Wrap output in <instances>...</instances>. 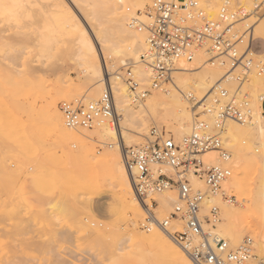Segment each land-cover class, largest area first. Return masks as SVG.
Here are the masks:
<instances>
[{"label": "bare ground", "instance_id": "obj_1", "mask_svg": "<svg viewBox=\"0 0 264 264\" xmlns=\"http://www.w3.org/2000/svg\"><path fill=\"white\" fill-rule=\"evenodd\" d=\"M152 1L153 0H30L31 3L40 4L42 6L43 18L40 24L41 27H46L47 29L42 35H35L32 38L35 49L34 55L37 57L35 61L43 64L49 60L47 56L41 59L38 51L41 46L47 47L55 53L57 49L65 47V43L69 42L68 47L70 48L72 58L76 61L82 73L79 77L81 82L79 81L78 83L77 81V83H75L69 80V78L60 79V83L57 81L55 82L57 84H52L54 85L52 86L54 91L57 92L62 99H69L70 96L73 94L76 95L79 93L80 89L84 88V92L88 91L85 98L89 101H93L101 95L103 89L109 82L113 93L118 123L117 127H113L110 120L101 119L92 126V129L69 128L65 125L64 121H62L56 101L51 98V91L49 90H45L47 95L45 96L44 103L40 110V116L43 118V122L47 128L52 131L53 136H55L54 140H56V144H58L62 150L63 147L64 149H66V147L69 148V150L65 152L66 155L69 156L68 159H70V164L77 162L78 164H75L78 167V165H81L79 162L87 159L86 157L89 158L90 155L92 157L87 161L90 163L92 158L94 160V152L91 147L88 146V149L86 147L88 144L90 145L91 140L96 138L102 141L104 145L111 148V150H106L104 152L102 159L100 157L98 158L99 160L101 159V162L98 160V163H101V166L99 165L101 169L98 171L101 172L95 173L92 171L93 173H89V176H93L96 179L95 183L97 182V184L95 185L99 188V191L102 190V187L111 186L116 189L121 197L122 204L119 214L122 215L123 218L127 216L129 224L125 228L127 236L125 232L123 235L124 237L126 236V244L120 247V249L125 250L123 255H125L127 259L131 260L132 258L134 264H189L185 252L159 227L154 225L150 226L145 232L136 230L138 220H142L144 208L133 194L131 176L123 163L122 148L123 146L129 147L137 145L144 136L146 137L147 130L149 129V121L156 122L169 118H173L176 123L173 128V133L175 135L173 139L176 142L180 141L184 134L188 135L191 132L193 123H191V117L194 109L190 112L185 102L186 95L191 93L198 98H203L210 94L217 83H227V87L231 89L234 81L225 76L226 67L221 64L219 60L208 61V58H205L207 56L206 52L202 50L195 55L191 62L180 63L179 67L172 72L170 80L166 83V87H164L166 93L162 94L160 89L152 90L143 101L137 103L133 102L126 84L117 72V65L119 62L125 64L128 58L136 59L140 62V54L147 46V35L144 33V30H138L129 24L131 16H134L139 10H131L130 8H135L137 6L142 7L146 3H152ZM200 1L206 13L215 17L213 15L214 12H217L215 11L217 8L215 2H212V0ZM234 1L251 12L252 5L260 0ZM124 7L126 10L123 9ZM40 14L41 13L38 11L37 15ZM249 18L250 17H244L239 19L236 25H244L247 23L246 21L249 23ZM140 19L147 20L146 11L141 13ZM258 19L264 22V17H259ZM6 31H10L14 34L16 25L13 23L11 27H8L7 19H0V70L17 72L18 78L14 77L13 82L15 85L20 86V77L22 78V75L20 76L18 68L15 65L18 59L19 61H23L24 56L19 52L20 50L18 51L15 49L14 51H7L3 49V41L10 39L9 36L3 34ZM257 34L258 27L257 25H253V36ZM40 41H44L45 43L41 45L39 43ZM258 56L260 57V55ZM6 60L7 63L5 62ZM10 65L12 66L10 67ZM133 73L140 84L146 85L149 83L150 69L141 62L133 69ZM2 74L4 75L3 72ZM258 76L259 75H254L250 83L245 85L254 92V97H252L253 101H251L250 123L238 124L232 120H228L224 130L225 146L232 155V173L229 179L223 183L225 187L223 188L233 191L234 195L237 196L236 201H238V204L235 205L228 200H222L219 196H213L205 201L204 210L207 209V205L209 206L211 204L219 208L220 220L217 221L214 227H211L209 231L219 234L227 240L230 245H234L236 242L241 241L243 229L250 230L256 239L253 243V247L258 250L257 253L260 259L264 260V168H260L258 172L256 170L258 163L261 160L264 161V113L261 108V99L264 96V78ZM1 78L0 75V79ZM8 78L9 76H7V79ZM37 83H34V85L37 86ZM44 85L42 83V86ZM46 86L44 88H46ZM9 90H7V92ZM201 107L202 105L196 107L195 110H201ZM20 121L21 119H18L17 124L22 128L24 124ZM19 122L21 125H19ZM11 132L13 131L11 130ZM0 136L5 137L6 135ZM246 140H249L251 144L255 145L257 154L242 145ZM11 147L15 148V145L9 146V148ZM260 149L261 151L259 152ZM216 154L217 152L215 151H209L204 153L202 158L205 162L216 163L218 160ZM90 164L93 165L92 163ZM263 166L264 164L262 167ZM89 171H91V169ZM164 171L171 174V170L168 167H165ZM79 173L81 174L76 173V175L82 177L83 183L87 180H91V178H89V180L87 176V179L84 177V174H88V171L84 174L83 172ZM74 176L75 173H73L72 179L78 181L79 178ZM70 177L71 176H69V178ZM191 178L195 187L205 190V185L201 181H198L192 175ZM81 181V179L78 181L82 184L79 185L85 187ZM76 186L78 185H75V187ZM72 192L71 195H76V193L79 195V193L84 192V189L78 188ZM85 193H88V191L86 192L85 190ZM153 198L158 203V212L163 213L176 201V192L167 190L155 194ZM80 199H82V197ZM79 208L82 210L81 207ZM82 211H84V209ZM167 216L168 215H165V217ZM172 222L173 221H171V223ZM104 227L106 230L99 229L95 226V229L93 228L95 231H93L97 232L96 234L99 235V237L101 235L100 232L103 231L101 235V238H103L102 236L105 237V235L108 234L107 230L111 229V225L110 223H106ZM104 231H107L105 235ZM96 234L94 235L96 236ZM247 238L251 239L253 242L252 237L248 236ZM108 242L109 241H107V243ZM1 247L0 241V248Z\"/></svg>", "mask_w": 264, "mask_h": 264}, {"label": "built area", "instance_id": "obj_2", "mask_svg": "<svg viewBox=\"0 0 264 264\" xmlns=\"http://www.w3.org/2000/svg\"><path fill=\"white\" fill-rule=\"evenodd\" d=\"M230 1L219 0L216 16L212 17L200 0H153L146 10L147 20L140 19V11L129 20L132 27L147 35V46L139 60L150 69L149 85L140 84L130 64L119 75L132 101L141 102L152 90L162 89L180 63L191 62L203 50L208 61L219 60L226 67L225 76L236 83L233 90L217 83L203 98L186 95L195 120L191 132L180 141L176 142L170 132L151 125L142 143L122 148L133 194L144 208L143 229L159 227L185 252L189 264H264L253 253L251 239L245 238L231 247L227 240L206 228L219 219L217 206L211 205L207 213L203 212L205 201L213 196L236 201L233 191L222 186L232 173V155L223 134L228 120L250 123L251 98L243 87L251 76L264 74V62L250 47L255 22L235 26L239 19L252 13L258 18L264 0L256 2L251 12L235 8ZM200 105L201 112H195ZM60 109L69 128H92L101 119L110 120L117 127L109 82L96 100L63 101ZM209 151L217 152L216 163L203 160V154ZM165 167L170 168L171 174L164 171ZM191 175L205 185V190L195 187ZM167 190L176 192V201L169 215L159 218L153 196Z\"/></svg>", "mask_w": 264, "mask_h": 264}, {"label": "rangeland", "instance_id": "obj_3", "mask_svg": "<svg viewBox=\"0 0 264 264\" xmlns=\"http://www.w3.org/2000/svg\"><path fill=\"white\" fill-rule=\"evenodd\" d=\"M218 1L219 0H212V2H215L217 7ZM231 1L233 2L232 4L235 8H242L244 12H250L244 9V7H242L240 4H237L234 0ZM150 5L151 3H146L142 7L137 6L130 9H139L138 11L143 13ZM254 5L251 7L252 10L254 9ZM123 9L126 10L125 7ZM215 11H217V8ZM215 13L217 12L213 13L214 16H216ZM257 14L258 18L264 17V1L259 7ZM254 15L255 14L252 13L248 16L250 17L248 19L249 24H252L253 22H255L254 25L262 24L260 21L261 19H258ZM239 25L240 24H237L236 27ZM9 33L11 32L6 31L3 33L5 36L10 37L9 40L3 41V49L7 51H14L15 49L18 51L20 50L19 52L25 56L27 55L26 48L22 51L20 46L26 45L27 47H34V42L32 40L33 37L30 38L29 42V40H22L15 35L10 36ZM144 33L146 34L145 31ZM66 43L64 45L65 47L59 49V55L54 60L49 59L42 64L32 60V58L29 57L30 62L28 71L22 75V78L20 77V86L15 85L13 82L14 77L18 78L17 72L14 73L11 70H0V75L2 77L0 79V135H6L5 137L0 136V221H2L0 222V241L2 246L0 248V263L92 264V262L95 261L96 264H112L113 261H117L118 264H134L132 262V258L129 260L125 255H123L125 250L120 249V247H123L126 244L127 232L125 228L128 226L129 221L127 216L126 218L125 216L123 218L122 215L119 214V210L121 208V197L119 196V193L111 186L102 187V190L99 191V188H97L95 185L97 184V182L95 183L96 179L93 176H89V173L92 171L95 173L101 172L98 171L101 169V163H98V158L100 157L102 159L104 152L106 150H111V148H109L107 145H104L102 141L98 140L97 138L91 140L90 145L88 144L86 148L88 149V146H90L94 152V157L96 160H93L92 158L90 161V163L93 165L87 161L90 157H92L91 155L89 158L86 157V161L82 160L79 162L81 165H78V167L76 166V164H78L77 162H75L76 164L71 162L74 164L72 165L70 164V159H68L69 156L66 155L65 152L68 151L69 148L66 147V149H64L63 147L62 150V148L56 144V140H54L55 136H53L52 131L47 128L43 122V118L40 116V110L44 103L45 96L47 95V93H45L47 90L51 91V98L56 101L62 121L64 120L60 106L63 101L70 102L76 99H81L84 103H86L85 101L90 102L85 98V96L88 94V91L84 92V88L80 89L79 93L76 95L73 94L74 96H70L69 99H62L52 88V86L57 84L55 82L58 81L60 83V79L69 78V80L75 83H77V81L79 83L80 81L79 77L82 73L76 61L72 58L70 48L68 47L69 42ZM250 47L254 52L262 53L264 52V41L253 40ZM34 54L35 49L33 55ZM205 58L207 59L208 55ZM137 61L138 60L136 59L128 58V61H126L125 64L123 62H119L117 65V72L120 75H123L128 64H130L133 70L140 64V62ZM2 72L4 73L5 77ZM7 76H9L8 79ZM259 76L264 78V74ZM252 77L253 76L250 77V80L245 85L250 83ZM121 79L123 80V78ZM34 83H37V86H35ZM42 83L45 85L42 86ZM224 84L225 87L228 88L227 83ZM232 84L233 86L231 89L228 88L229 90H233L236 86V83L233 82ZM148 85L149 83L143 86L147 87ZM166 85V83L163 84V88L160 89L162 94L166 93L164 89ZM245 85L243 89L249 94L251 101H253L252 97H254V92L251 88ZM8 86H11L12 88ZM45 86L46 88H44ZM7 90L9 91L7 92ZM185 102L191 112L192 108L190 102L187 99H185ZM200 109L202 110V108ZM201 110H197L195 112ZM191 118L192 123L193 120H195L194 110ZM201 118H204V116H201ZM18 119H21L20 122L24 124L22 128L17 124ZM20 122L19 125H21ZM175 124V120L173 118H169L167 120H159L156 122L149 121L148 128H150L151 125H156L157 127L164 129L166 133L170 132L172 137H175L173 133ZM11 130L13 132H11ZM146 135H148V132ZM185 135L187 134H184L183 136ZM144 138L145 136L137 144L143 142ZM11 145H15V148H9ZM242 145L245 148H248V150H252V152L257 154L255 145L251 144L249 140H246ZM260 151L261 149L259 152ZM216 155L218 157V154ZM262 161L263 160L258 163V167L256 169L257 172L260 168H264V166L262 167L264 161ZM66 164L69 165L67 166ZM90 169L91 171H89ZM87 171L88 174L86 173ZM79 172H83V174L86 173L87 175L84 174V177L86 178L87 176V178H91V180L89 179L90 181L87 180L85 183H83L84 181L82 177H78L76 175V173L81 174ZM73 173H75L74 177H78L79 180H82L81 182L86 188L79 185L81 184L78 182L79 180L77 181L74 179V181L72 179ZM69 176H71L70 178L72 181ZM75 185L78 186L75 187ZM78 188H81L82 190L84 189V192L79 193L80 197L78 193H76V195H71L73 193L72 191ZM85 190L86 192L88 191V193H85ZM216 196H219L222 200L224 199L220 195ZM81 197L83 200L80 199ZM231 203L237 205L238 201H232ZM211 205H207V209L203 212L207 213ZM79 207H81L82 210L84 209L85 212ZM171 210L172 206L163 213H159L158 209H156L155 212L159 218H162L165 217V215H169ZM144 218L145 214L143 212L142 220L139 219L136 225L137 231L140 230L145 232L141 224L143 223ZM218 218H220V214ZM219 220L220 219L217 221ZM217 221L215 223H217ZM106 223H110L111 229L107 230L108 232L106 231L108 233L107 235H105L106 232L104 231L105 237L102 236L103 238H101L103 231L100 232L101 235L99 237V235L96 234L97 232H94V229L96 226L99 229L106 230L104 229ZM215 223L206 225V228L210 229L211 227H214ZM124 232L126 235L125 237L123 236ZM94 234H96V236ZM248 236L253 238L254 243L256 240L255 236L250 230L243 229L241 241L230 246H237ZM107 241L110 243H107ZM257 252L258 250L253 247V253L259 257Z\"/></svg>", "mask_w": 264, "mask_h": 264}, {"label": "snow or ice", "instance_id": "obj_4", "mask_svg": "<svg viewBox=\"0 0 264 264\" xmlns=\"http://www.w3.org/2000/svg\"><path fill=\"white\" fill-rule=\"evenodd\" d=\"M40 15H37V12ZM7 19V26L11 27L14 23L16 25L15 33H9V35H15L22 40H29L35 35H42L47 29L46 27H41L40 21L43 18V9L40 4L31 3L30 0H0V19ZM259 39L264 40V35H261ZM41 45L45 42L40 41ZM21 50L26 48L27 55L24 56L23 61H16V67L20 75H24L28 71L29 57L32 60L37 59L33 55L34 47H27L26 45H21ZM41 59L47 56L50 60H54L59 55V49L53 53L49 48L41 46L38 49ZM260 60L264 62V52L260 55ZM7 63V60L5 61ZM12 65H10L11 67ZM264 100V97H262ZM92 264H96L95 261ZM112 264H118L117 261H113Z\"/></svg>", "mask_w": 264, "mask_h": 264}, {"label": "crops", "instance_id": "obj_5", "mask_svg": "<svg viewBox=\"0 0 264 264\" xmlns=\"http://www.w3.org/2000/svg\"><path fill=\"white\" fill-rule=\"evenodd\" d=\"M257 27H258V34L256 36H253V40H262V39H259V37L261 35H264V22H262V24H260V25L258 24ZM254 53H256V52H254ZM256 55H261V53H256ZM261 108H262V111L264 113V100H262V99H261ZM120 201H121V199H120ZM121 204H122V202H121Z\"/></svg>", "mask_w": 264, "mask_h": 264}]
</instances>
